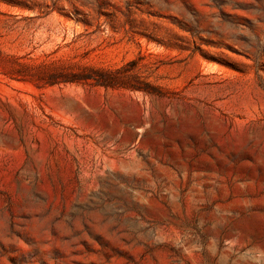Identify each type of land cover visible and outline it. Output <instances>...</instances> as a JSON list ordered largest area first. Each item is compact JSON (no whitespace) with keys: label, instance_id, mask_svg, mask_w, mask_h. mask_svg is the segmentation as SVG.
<instances>
[{"label":"rangeland","instance_id":"obj_1","mask_svg":"<svg viewBox=\"0 0 264 264\" xmlns=\"http://www.w3.org/2000/svg\"><path fill=\"white\" fill-rule=\"evenodd\" d=\"M0 264H264V0H0Z\"/></svg>","mask_w":264,"mask_h":264},{"label":"trees","instance_id":"obj_2","mask_svg":"<svg viewBox=\"0 0 264 264\" xmlns=\"http://www.w3.org/2000/svg\"><path fill=\"white\" fill-rule=\"evenodd\" d=\"M97 82H103V81H97Z\"/></svg>","mask_w":264,"mask_h":264}]
</instances>
